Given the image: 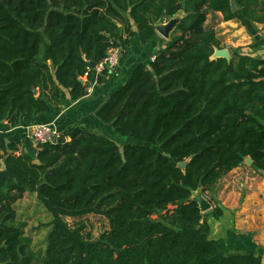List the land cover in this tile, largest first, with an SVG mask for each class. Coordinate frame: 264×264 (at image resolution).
I'll use <instances>...</instances> for the list:
<instances>
[{"label":"trees","instance_id":"16d2710c","mask_svg":"<svg viewBox=\"0 0 264 264\" xmlns=\"http://www.w3.org/2000/svg\"><path fill=\"white\" fill-rule=\"evenodd\" d=\"M211 13L264 25V0H0V122L10 128L59 111L66 94L84 98L82 79L110 49L125 57L135 34L145 46L161 21L177 19L154 60L94 114L134 141L121 152L84 124L34 157L0 134V264H262L209 240L193 199L246 158L264 174V60L238 49L213 59L222 48L204 26ZM24 194L50 216L43 252L13 208ZM89 215L107 221L97 239L65 220Z\"/></svg>","mask_w":264,"mask_h":264},{"label":"crops","instance_id":"0c3cea01","mask_svg":"<svg viewBox=\"0 0 264 264\" xmlns=\"http://www.w3.org/2000/svg\"><path fill=\"white\" fill-rule=\"evenodd\" d=\"M168 21L160 22L157 29L167 25ZM204 26L214 30L222 49L228 52L238 49L242 55L264 60V25L244 23L240 18L224 22L220 13H211ZM167 38L156 33L147 45L142 46L135 34L127 60L121 62L120 56L116 68L102 75L100 83L94 73L89 81L83 78L87 87L84 98L71 102L66 94L59 111L39 115L35 124L53 125L59 133L79 124L96 132L109 130L96 120L95 112L124 84L133 68L144 63L142 58L153 57ZM0 134L6 143L18 141L19 152L35 156L37 148L27 138V127L10 128L0 122ZM200 197L209 206L202 213L208 226V239L223 240L229 255L252 253L264 264V174L253 168L252 162L248 165L244 161L224 175L210 192L200 193ZM215 212L218 213L216 217Z\"/></svg>","mask_w":264,"mask_h":264},{"label":"rangeland","instance_id":"374dc122","mask_svg":"<svg viewBox=\"0 0 264 264\" xmlns=\"http://www.w3.org/2000/svg\"><path fill=\"white\" fill-rule=\"evenodd\" d=\"M161 22H164L161 21ZM170 21H168L169 23ZM175 28V25L171 30L169 31L167 38V41L169 40L170 36L172 35V32ZM128 59V55L125 57H121V62ZM144 63L148 62V58H142ZM110 128V127H108ZM111 129V128H110ZM102 130L99 131V134L105 135L108 139L113 140L120 152L122 151V145L125 143H134V141L127 137H121L117 135L114 130ZM200 195V192L197 191L193 194L194 197H198ZM13 208L16 212V217L22 222H25L27 227L25 229V234L31 239V248L34 251H44L45 249V243H46V237L48 234L47 224L50 221V216H48L45 212V210L42 208V206L37 201L35 195L32 194H24L21 199L17 200L13 204ZM66 222L73 226L77 223H82L85 228V232L90 235L92 239H97L98 236L103 233L105 230L108 229L107 221L99 216L89 215L85 216L80 219H71L67 218L65 219Z\"/></svg>","mask_w":264,"mask_h":264},{"label":"built area","instance_id":"2783aa9c","mask_svg":"<svg viewBox=\"0 0 264 264\" xmlns=\"http://www.w3.org/2000/svg\"><path fill=\"white\" fill-rule=\"evenodd\" d=\"M121 56V51L118 48L110 49L106 57L97 64L94 69V74L99 77L105 72H109L116 68ZM154 60V56L149 59ZM27 138L34 144L36 148L55 143L58 140L60 133L50 124H34L27 127Z\"/></svg>","mask_w":264,"mask_h":264},{"label":"water","instance_id":"95a60500","mask_svg":"<svg viewBox=\"0 0 264 264\" xmlns=\"http://www.w3.org/2000/svg\"><path fill=\"white\" fill-rule=\"evenodd\" d=\"M176 22H177V19L173 18L170 20V22L167 25L161 28H158V29L156 27V32L159 33L163 38H167L169 31L171 30V28H173L174 25H176ZM215 58H222V59H225L226 61H229L230 60L229 52L225 49L216 50L213 55V59ZM33 93L36 95L37 92L33 90ZM244 161L248 165H251L252 161L250 158H246ZM187 163H188V160L183 163H179L177 165V168H179L182 172H184V168ZM3 168H4V165L2 162H0V170H2ZM193 199L198 203L201 213L208 210L209 208L208 204L200 197V195L198 197H194Z\"/></svg>","mask_w":264,"mask_h":264}]
</instances>
